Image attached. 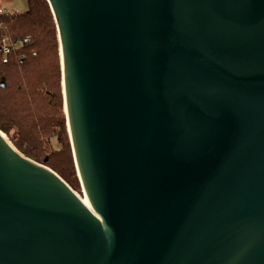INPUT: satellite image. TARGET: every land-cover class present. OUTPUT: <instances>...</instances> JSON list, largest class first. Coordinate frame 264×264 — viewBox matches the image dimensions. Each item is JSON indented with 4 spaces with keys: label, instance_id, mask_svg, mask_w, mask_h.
Returning a JSON list of instances; mask_svg holds the SVG:
<instances>
[{
    "label": "water",
    "instance_id": "95a60500",
    "mask_svg": "<svg viewBox=\"0 0 264 264\" xmlns=\"http://www.w3.org/2000/svg\"><path fill=\"white\" fill-rule=\"evenodd\" d=\"M46 1L89 206L0 130V264H264V0Z\"/></svg>",
    "mask_w": 264,
    "mask_h": 264
},
{
    "label": "trees",
    "instance_id": "16d2710c",
    "mask_svg": "<svg viewBox=\"0 0 264 264\" xmlns=\"http://www.w3.org/2000/svg\"><path fill=\"white\" fill-rule=\"evenodd\" d=\"M26 9L21 12H1L0 13V46L2 40L9 41L23 39L28 36L27 42L21 47L3 54L0 49V80L3 79L5 86H0V112L11 109L19 112L24 123L35 122L37 111L31 105L38 95H40V83L43 82L41 74L45 69V56L51 48L57 49L56 27L50 8L46 0H26ZM52 40L53 47L50 46ZM56 55V52H54ZM58 57V56H57ZM56 57V58H57ZM54 71L57 75V88L54 92L55 105L62 110V89L60 86V66L59 58L56 60ZM38 110V109H37ZM29 112L31 114H29ZM64 113L59 116L58 130L52 134L48 140H29L31 132L26 133V140H11L13 146L30 159L43 163L58 174L66 184L73 190L77 185L65 173L64 168L58 161L46 154H40L41 149L52 150V140L54 138L59 145V151H63L71 161H73L69 140L65 127ZM12 124L19 127L16 121ZM0 130L7 132L4 122L0 120ZM38 145L36 149L26 148L24 144ZM47 153V152H45ZM75 173V172H74Z\"/></svg>",
    "mask_w": 264,
    "mask_h": 264
},
{
    "label": "rangeland",
    "instance_id": "374dc122",
    "mask_svg": "<svg viewBox=\"0 0 264 264\" xmlns=\"http://www.w3.org/2000/svg\"><path fill=\"white\" fill-rule=\"evenodd\" d=\"M26 0H0V10H6L7 12H21L26 9ZM56 27V26H55ZM56 42H57V49H55V45L53 47L52 40L50 46V52H48L45 56V69L41 74L42 81L40 83V88L42 89L34 100H32L31 105H33V109L37 111L36 121L24 123L21 119L19 112H13L11 109H7L0 112V120L4 122V126L7 129V132L2 131L3 135L10 141L11 140H26L25 136L26 133L31 132V138L29 140H48V138L56 133L58 130L57 124L59 116L61 112L64 113L63 110V96H62V110L61 107L55 105V97L54 92L57 88V75L55 74L54 68L57 64L56 60L59 58V45H58V38H57V30H56ZM56 52V55L55 53ZM58 56V57H57ZM57 57V58H56ZM59 66H60V58H59ZM60 79H61V70H60ZM61 86V81H60ZM38 109V110H37ZM29 114H31L29 112ZM65 117V115H64ZM19 123V127L17 125L12 124L14 122ZM66 127V121H65ZM67 132V130H66ZM68 137V136H67ZM52 140V150H43L41 149L40 154L46 157V154H49L51 158L58 161L60 166L64 168L65 173L73 180L74 184L77 185V189L74 190L79 197H83V191L80 185L79 178L76 173V169L74 166V162L66 156L63 151L60 150L59 145L56 143L54 138H50ZM69 140V139H68ZM13 145V144H12ZM26 148L36 149L38 145H30L24 144ZM15 147V146H14ZM47 152V153H45ZM75 172V173H74Z\"/></svg>",
    "mask_w": 264,
    "mask_h": 264
},
{
    "label": "built area",
    "instance_id": "2783aa9c",
    "mask_svg": "<svg viewBox=\"0 0 264 264\" xmlns=\"http://www.w3.org/2000/svg\"><path fill=\"white\" fill-rule=\"evenodd\" d=\"M1 12H6V10H0V13ZM27 40H28V36L23 38V39H17L15 41H9L6 38H4L2 40V44L0 46V49H1L2 53L5 55V54L11 52L12 50L21 47L25 42H27Z\"/></svg>",
    "mask_w": 264,
    "mask_h": 264
},
{
    "label": "bare ground",
    "instance_id": "6f19581e",
    "mask_svg": "<svg viewBox=\"0 0 264 264\" xmlns=\"http://www.w3.org/2000/svg\"><path fill=\"white\" fill-rule=\"evenodd\" d=\"M59 56H61V54H60V49H59ZM81 198L83 199L84 203H85L86 205L89 206V203H88L87 198H86L85 196H83V197H81Z\"/></svg>",
    "mask_w": 264,
    "mask_h": 264
}]
</instances>
